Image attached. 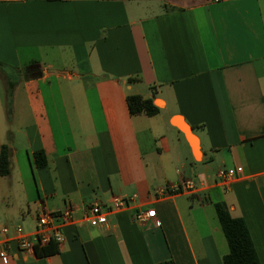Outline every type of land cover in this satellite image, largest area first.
<instances>
[{
	"label": "crops",
	"instance_id": "0c3cea01",
	"mask_svg": "<svg viewBox=\"0 0 264 264\" xmlns=\"http://www.w3.org/2000/svg\"><path fill=\"white\" fill-rule=\"evenodd\" d=\"M0 64V151L11 149L0 264H223L216 202L245 220L264 264V0H0ZM131 94L160 112L132 115ZM175 116L192 127L198 154ZM236 167L228 187L155 195ZM114 197L133 198L105 224L64 228L52 255L5 244L18 225L33 232L44 208L72 204L81 217ZM149 208L160 226L136 223Z\"/></svg>",
	"mask_w": 264,
	"mask_h": 264
},
{
	"label": "built area",
	"instance_id": "2783aa9c",
	"mask_svg": "<svg viewBox=\"0 0 264 264\" xmlns=\"http://www.w3.org/2000/svg\"><path fill=\"white\" fill-rule=\"evenodd\" d=\"M241 171L242 167H236L234 169L222 168L217 172L216 178L211 184H208L204 180L182 178L176 183H169L156 188L155 195L157 198H165L176 194L200 193L210 188L211 185L228 187L238 178ZM130 199L126 197H114L110 205L93 202L81 209L83 211L81 217L76 216L78 207L72 204H68L64 208L56 211L44 208L38 213L36 227L33 232L27 233L23 227L18 225L14 228V235L8 237L5 244L16 241L21 250L36 254L37 250H41L51 243H55L57 246L60 245L64 240L63 230L70 225L80 222L94 224L107 223L111 215L125 210L130 206ZM135 221L141 225L150 223L156 227L161 224L154 208L138 211L135 215ZM2 232L9 236L11 232L10 226H3ZM8 250V245L0 249V259L3 261H7L9 257Z\"/></svg>",
	"mask_w": 264,
	"mask_h": 264
},
{
	"label": "trees",
	"instance_id": "16d2710c",
	"mask_svg": "<svg viewBox=\"0 0 264 264\" xmlns=\"http://www.w3.org/2000/svg\"><path fill=\"white\" fill-rule=\"evenodd\" d=\"M10 84L6 83L8 98L12 92V85ZM127 105L132 115L145 114L147 116H154L160 112V108L155 105L153 98H145L140 94L128 95ZM10 157L11 149L7 144H4L0 151L1 176L10 174ZM33 158L38 168L45 167L48 163L47 156L43 150L35 151ZM214 208L229 247L228 253L223 256V264H261L245 220L231 216L223 202H216ZM56 252H58L57 244L51 243L47 247L37 250L36 254L38 256H47ZM159 264L175 263L172 260H168Z\"/></svg>",
	"mask_w": 264,
	"mask_h": 264
},
{
	"label": "bare ground",
	"instance_id": "6f19581e",
	"mask_svg": "<svg viewBox=\"0 0 264 264\" xmlns=\"http://www.w3.org/2000/svg\"><path fill=\"white\" fill-rule=\"evenodd\" d=\"M158 103L162 104L161 101H157V104ZM173 121L178 122L180 124V126L182 127V129H184L187 132V134H188V136H189V138H190V140H191V142H192V144L194 146V150L196 151V154H198V152H199V142H198L197 137L195 135H192V134L189 133V131H188L187 127L185 126V123H184V121H183V119L181 117H175L173 119Z\"/></svg>",
	"mask_w": 264,
	"mask_h": 264
},
{
	"label": "water",
	"instance_id": "95a60500",
	"mask_svg": "<svg viewBox=\"0 0 264 264\" xmlns=\"http://www.w3.org/2000/svg\"><path fill=\"white\" fill-rule=\"evenodd\" d=\"M175 117H180V116H175ZM175 117H174V118H175ZM174 118H173V119H174ZM173 119H172V123H173L174 125H176L179 129H181V131L184 133L186 139L188 140L189 144L191 145V147L193 148V151H194V146H193V144H192V142H191V140H190V138H189L187 132H186L184 129H182V127L180 126V124H179L178 122L173 121ZM184 123H185V126L187 127L189 133L192 134V135H195L194 132H193L192 127H190V126L188 125V123H186L185 121H184ZM195 136H196V135H195ZM196 137H197V136H196ZM194 153H195V151H194ZM195 155H196V153H195Z\"/></svg>",
	"mask_w": 264,
	"mask_h": 264
},
{
	"label": "rangeland",
	"instance_id": "374dc122",
	"mask_svg": "<svg viewBox=\"0 0 264 264\" xmlns=\"http://www.w3.org/2000/svg\"><path fill=\"white\" fill-rule=\"evenodd\" d=\"M0 74L2 75V77H5L6 75V71H3V69H0ZM5 75V76H4ZM10 75H12V73H10ZM8 112V116H10V113L12 112V109L10 106H8V109L6 110ZM5 119H6V115H5Z\"/></svg>",
	"mask_w": 264,
	"mask_h": 264
}]
</instances>
